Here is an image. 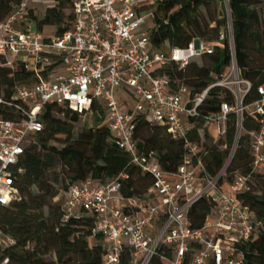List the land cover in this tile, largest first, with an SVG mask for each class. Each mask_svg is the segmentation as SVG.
Here are the masks:
<instances>
[{"label":"built area","instance_id":"built-area-1","mask_svg":"<svg viewBox=\"0 0 264 264\" xmlns=\"http://www.w3.org/2000/svg\"><path fill=\"white\" fill-rule=\"evenodd\" d=\"M149 2L71 0L70 25L61 33L40 29L35 20L47 7H59V0H21L0 19V67L20 66L30 75L28 81L14 84L8 98L0 89V106L12 113L0 117V205L21 199L14 167L42 131L40 116L46 104L66 106L82 121L92 112L100 120L105 116L113 143L152 179L143 196H122L120 177L100 185L87 179L65 190L62 221L86 212L93 215L90 238L101 237L102 264H150L155 258L164 264H242L239 246L262 226L239 195L253 191V172L264 174V84L256 88L258 98L243 105L251 84L234 58L228 72L194 94L183 81L161 75L158 70L169 64L183 69L190 59L212 54L225 34L217 42L194 38L186 47L168 46L164 51L151 44L149 29H142ZM227 33L232 48L230 24ZM216 87L228 90L234 104L221 101L217 111L205 112L209 91ZM124 93L135 101L133 108L121 107ZM94 104L105 110L103 116L98 108L92 110ZM244 112L258 122V128L249 132L252 170L235 174L224 189L219 179L236 142L223 168L211 177L204 163L208 152L192 136V128L199 125L201 142L206 133L217 143L225 139L226 121L234 113L238 137ZM135 115H144L182 143L184 155L176 172L166 173L139 151L133 138ZM211 125L218 126L217 137L211 136ZM202 197L210 198L213 211L200 228H194L188 211ZM0 243L9 246L14 240L0 230ZM124 245L130 249L126 262Z\"/></svg>","mask_w":264,"mask_h":264},{"label":"trees","instance_id":"trees-1","mask_svg":"<svg viewBox=\"0 0 264 264\" xmlns=\"http://www.w3.org/2000/svg\"><path fill=\"white\" fill-rule=\"evenodd\" d=\"M20 1L0 0V19ZM213 1H217L220 7L225 6L229 17L224 13L221 18L212 19V25L201 23L200 9ZM70 4L71 0H59V7H47L41 18H35L37 27H54L57 33L67 30L72 17ZM151 20L150 42L157 48L166 44L186 47L194 38L217 42L220 34H225L212 54L201 56L209 61L208 67L199 65L201 57H194L183 69L174 64L160 68L161 75L183 81L194 94L228 72L234 58L241 76L251 84L243 105L258 98L256 88L264 84V0H156L151 7ZM228 24L231 25L232 48L227 36ZM29 76L20 66L15 69L0 67V89L4 96L10 97L14 84L28 81ZM221 101L234 104L228 90L211 89L204 111H217ZM97 108L103 116L105 110L102 107L94 104L92 110ZM11 115V111L0 106V117L9 118ZM40 118L44 123L42 131L14 167L15 185L21 199L8 206L0 205V230L14 240L9 246L0 243V264H102L104 246L101 237L90 238L93 215L82 213L79 217L62 221L65 190L70 184L87 179L100 185L120 177L122 196H143L150 190L152 179L130 163L128 155L113 143L114 135L101 124L97 115L98 123L83 128L76 137L72 135L73 125L81 118L66 106L48 103ZM132 124L139 151L156 160L166 173L176 172L184 155L182 143L172 140L164 127L153 124L144 115H135ZM198 128L199 125L192 128V136L208 152L204 163L211 177L223 168L236 142L225 174L219 179L224 189L235 174L251 172L249 132L258 128L257 120L244 112L240 133L236 137V115L229 114L225 139L217 143L206 133L205 141L201 142ZM52 141L63 146L58 148ZM18 169L21 171L17 172ZM251 176L253 191L241 194L239 198L254 212L262 226L239 248L244 252L242 264H264V174L253 172ZM62 182L66 183L58 186ZM212 211L209 197L197 200L187 215L191 226L200 228ZM129 253L130 249L124 245V262L128 261ZM150 264L164 263L155 258Z\"/></svg>","mask_w":264,"mask_h":264},{"label":"rangeland","instance_id":"rangeland-1","mask_svg":"<svg viewBox=\"0 0 264 264\" xmlns=\"http://www.w3.org/2000/svg\"><path fill=\"white\" fill-rule=\"evenodd\" d=\"M156 0H150L149 3H146L147 5V8L145 7L144 8V15L147 16L146 20H145V24L142 26V29H150L151 26H152V20H151V17L149 16V12H151V7H152V4L155 2ZM258 9V7H257ZM67 13V11H66ZM224 13H227V17H229V11L226 10L225 6H222L220 7L219 3L217 1H213V2H210L207 6H204L200 9V14H199V18H200V21L201 23H208L209 25L211 24L212 25V19H218V18H221V16H223ZM45 29L49 30L50 32H53L54 30V27H46ZM168 48V45L166 44L164 47H163V50L165 51L166 49ZM197 60H199V58H196ZM199 65H204V66H209L210 63L209 61L207 60V58L205 57H201L200 60L198 61ZM123 95V96H122ZM121 97L123 100H125L126 102H122L123 100L120 99V95H119V100H121V107H130V108H133L134 106V103L135 101L133 100V98L129 97L127 94H122ZM98 123L97 121V118H96V115L92 112H89L87 113L86 115V121H82L79 120L77 123H75L73 125V130H72V135L73 137H76L80 131L83 130V128L85 127H90V126H95L96 124ZM209 131H210V134L211 136L213 137H217L218 136V126L217 125H211L209 127ZM53 145H55L56 147L58 148H61L63 146V144H60V143H57V142H54L52 141L51 142ZM66 182H62L61 184H59L58 186H62L64 185ZM61 196V193L60 195H58V198L59 199ZM45 212L47 213V210L45 209ZM87 215H90L91 213L90 212H86Z\"/></svg>","mask_w":264,"mask_h":264},{"label":"crops","instance_id":"crops-1","mask_svg":"<svg viewBox=\"0 0 264 264\" xmlns=\"http://www.w3.org/2000/svg\"><path fill=\"white\" fill-rule=\"evenodd\" d=\"M35 7H39V4H36ZM105 123H106L105 116H103V118L101 119V124H105Z\"/></svg>","mask_w":264,"mask_h":264},{"label":"water","instance_id":"water-1","mask_svg":"<svg viewBox=\"0 0 264 264\" xmlns=\"http://www.w3.org/2000/svg\"><path fill=\"white\" fill-rule=\"evenodd\" d=\"M196 44H197V42H196Z\"/></svg>","mask_w":264,"mask_h":264}]
</instances>
